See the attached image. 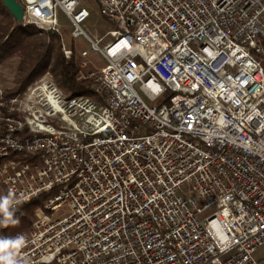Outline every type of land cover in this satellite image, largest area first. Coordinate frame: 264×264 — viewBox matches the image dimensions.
<instances>
[{
  "label": "built area",
  "instance_id": "1",
  "mask_svg": "<svg viewBox=\"0 0 264 264\" xmlns=\"http://www.w3.org/2000/svg\"><path fill=\"white\" fill-rule=\"evenodd\" d=\"M16 1L60 38L61 8L106 63L95 97L48 72L0 104V196L47 198L19 264H262L264 0H96L104 47L84 0Z\"/></svg>",
  "mask_w": 264,
  "mask_h": 264
},
{
  "label": "trees",
  "instance_id": "2",
  "mask_svg": "<svg viewBox=\"0 0 264 264\" xmlns=\"http://www.w3.org/2000/svg\"><path fill=\"white\" fill-rule=\"evenodd\" d=\"M21 56L19 87L15 96L37 81L46 71L57 79V83L72 96L95 97L94 82L80 75V67L75 60H67L62 52L61 38L56 33H43L35 25L23 27L13 17L3 0H0V64ZM2 162L0 161V164ZM47 198L34 199L21 205L16 212L20 223L9 226L6 237L26 232L31 224L35 209Z\"/></svg>",
  "mask_w": 264,
  "mask_h": 264
},
{
  "label": "rangeland",
  "instance_id": "3",
  "mask_svg": "<svg viewBox=\"0 0 264 264\" xmlns=\"http://www.w3.org/2000/svg\"><path fill=\"white\" fill-rule=\"evenodd\" d=\"M82 7L86 8L90 15L87 21L82 25L84 31L93 40L103 39L101 47H104L111 41V38L108 37L107 34L110 31L114 30V26L104 18V16L102 15V10L96 0H84L82 3ZM56 14L58 27L62 34L61 39L64 41V44L67 48L73 50V60H75L80 67V75L84 78L91 73L97 74L106 64L102 55L99 52L91 50L90 42L87 39H73L72 32L74 30V27L70 19L66 16L61 8H57ZM83 51L89 52L86 58H82L80 56ZM21 61L22 57L16 56L0 64V104H2L4 108L8 107L10 99H13L19 95L21 96L31 85L30 84L24 92L19 93L15 96H10L12 95V93H15L19 87V79L21 76L19 65ZM85 62L87 63V66L83 67L82 65ZM48 72L51 74L50 71H46L41 77H43ZM51 76L53 77L55 83H57V79L53 76V74H51ZM62 89L65 93L67 92L66 89ZM165 99L166 97L163 96L162 98L151 102L147 98H144L146 103L150 106L160 105L165 101ZM256 257L262 262V264H264V248L258 251Z\"/></svg>",
  "mask_w": 264,
  "mask_h": 264
},
{
  "label": "clouds",
  "instance_id": "4",
  "mask_svg": "<svg viewBox=\"0 0 264 264\" xmlns=\"http://www.w3.org/2000/svg\"><path fill=\"white\" fill-rule=\"evenodd\" d=\"M16 193L10 190L6 195L0 196V227L16 226L20 223L16 216L17 205L20 204ZM26 244V237L17 234L14 237H0V264H19L17 259L19 250Z\"/></svg>",
  "mask_w": 264,
  "mask_h": 264
},
{
  "label": "water",
  "instance_id": "5",
  "mask_svg": "<svg viewBox=\"0 0 264 264\" xmlns=\"http://www.w3.org/2000/svg\"><path fill=\"white\" fill-rule=\"evenodd\" d=\"M4 4L7 6L13 17L20 24L22 21V16L24 9L16 0H3Z\"/></svg>",
  "mask_w": 264,
  "mask_h": 264
}]
</instances>
